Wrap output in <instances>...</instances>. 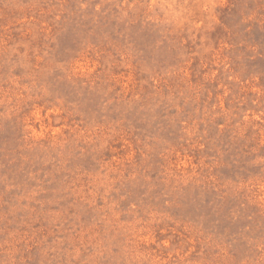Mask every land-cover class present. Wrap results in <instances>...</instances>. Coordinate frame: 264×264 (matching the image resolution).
Listing matches in <instances>:
<instances>
[{
    "label": "rangeland",
    "instance_id": "obj_1",
    "mask_svg": "<svg viewBox=\"0 0 264 264\" xmlns=\"http://www.w3.org/2000/svg\"><path fill=\"white\" fill-rule=\"evenodd\" d=\"M0 264H264V0H0Z\"/></svg>",
    "mask_w": 264,
    "mask_h": 264
}]
</instances>
